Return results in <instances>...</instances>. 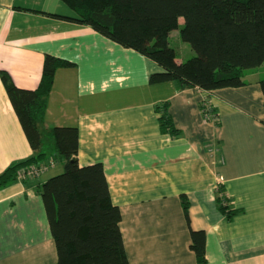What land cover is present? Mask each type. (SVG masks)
<instances>
[{
	"label": "crops",
	"instance_id": "obj_1",
	"mask_svg": "<svg viewBox=\"0 0 264 264\" xmlns=\"http://www.w3.org/2000/svg\"><path fill=\"white\" fill-rule=\"evenodd\" d=\"M49 14L74 17L59 0H0V71L17 88L34 90L45 55L74 64L56 70L40 129L77 128L78 166L102 165L128 263L198 264L193 230L205 233V264H264L260 79L213 91L153 85L150 75L162 72L156 63ZM204 102L215 120L203 118ZM159 106L176 135L161 131ZM32 154L0 78V173ZM53 157L37 177L0 189V264L57 263L38 192L55 176L48 174ZM219 187L231 218L217 202Z\"/></svg>",
	"mask_w": 264,
	"mask_h": 264
},
{
	"label": "trees",
	"instance_id": "obj_2",
	"mask_svg": "<svg viewBox=\"0 0 264 264\" xmlns=\"http://www.w3.org/2000/svg\"><path fill=\"white\" fill-rule=\"evenodd\" d=\"M74 17L49 14L59 20L87 26L103 37L132 49L161 67L149 77L150 84L175 82L180 89L213 91L244 85V71L264 64V0H59ZM182 27L180 39L190 45L194 57L178 63L169 34ZM74 64L45 55L36 89L17 88L9 75L0 78L33 154L9 165L0 173V189L18 180L22 171L46 166L54 155L63 172L39 188L51 236L57 251L56 264H129L119 224L121 213L113 205L101 164L79 167L78 131L53 127L44 133L47 99L57 69ZM264 94V78L258 81ZM159 112L162 132L176 135L168 115ZM217 202L228 218L224 194ZM189 225L188 202L181 199ZM190 249L198 264H205V233L190 230Z\"/></svg>",
	"mask_w": 264,
	"mask_h": 264
},
{
	"label": "rangeland",
	"instance_id": "obj_3",
	"mask_svg": "<svg viewBox=\"0 0 264 264\" xmlns=\"http://www.w3.org/2000/svg\"><path fill=\"white\" fill-rule=\"evenodd\" d=\"M182 21L180 23L179 28L172 31L169 34L168 37V41H169V46L171 48L174 49V51L176 52V54L178 55V57L180 59H182V62L187 61L188 59L196 56L194 51L191 49L190 45L187 43H184L181 39H180V35H179V31L182 27ZM244 79L246 80L251 78V79H263L264 78V64H262L261 66L254 68V69H249V70H245L244 71ZM63 172V164L61 161L56 160V166L52 169H50V171L48 172V174L51 175V173H54V175H58L61 174ZM47 175V173L42 174L40 179L42 180L45 176ZM53 175V174H52Z\"/></svg>",
	"mask_w": 264,
	"mask_h": 264
},
{
	"label": "built area",
	"instance_id": "obj_4",
	"mask_svg": "<svg viewBox=\"0 0 264 264\" xmlns=\"http://www.w3.org/2000/svg\"><path fill=\"white\" fill-rule=\"evenodd\" d=\"M202 115H203V118L205 120H208V121L215 120V115L212 112V109L209 107V105L206 102L203 103ZM45 169H46L45 166L41 167V168L32 167V168H30L27 171H22L20 173L19 177L20 178H23V177H37L39 174H41L43 171H45Z\"/></svg>",
	"mask_w": 264,
	"mask_h": 264
}]
</instances>
